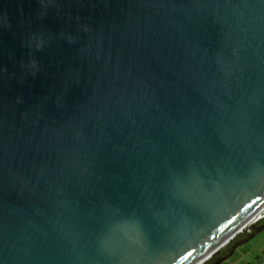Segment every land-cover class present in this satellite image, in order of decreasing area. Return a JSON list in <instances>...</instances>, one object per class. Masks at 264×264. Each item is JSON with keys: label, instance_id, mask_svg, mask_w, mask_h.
<instances>
[{"label": "water", "instance_id": "95a60500", "mask_svg": "<svg viewBox=\"0 0 264 264\" xmlns=\"http://www.w3.org/2000/svg\"><path fill=\"white\" fill-rule=\"evenodd\" d=\"M264 0H0V264H203L263 229Z\"/></svg>", "mask_w": 264, "mask_h": 264}, {"label": "rangeland", "instance_id": "374dc122", "mask_svg": "<svg viewBox=\"0 0 264 264\" xmlns=\"http://www.w3.org/2000/svg\"><path fill=\"white\" fill-rule=\"evenodd\" d=\"M262 221L264 222V217L259 219L256 225L259 224L258 226H260L263 224ZM248 232L251 233L252 230H249ZM209 261H211V259L205 261L203 264H208ZM222 264H264V225L260 232L248 242L238 246L234 254Z\"/></svg>", "mask_w": 264, "mask_h": 264}, {"label": "flooded vegetation", "instance_id": "af4514ba", "mask_svg": "<svg viewBox=\"0 0 264 264\" xmlns=\"http://www.w3.org/2000/svg\"><path fill=\"white\" fill-rule=\"evenodd\" d=\"M262 222H263V221H262ZM258 225H259V224H258ZM249 233H250V232H247V233H244V234H240V235H241L240 238H236V239L233 240L228 246L223 247L217 255H215V256H213V257L211 258V261H209L208 264H215V262H216L219 258H221V257H223V256H225V255H227V254L229 253V251L231 250L233 244H234L237 240H239V239H241V238H243V237H246Z\"/></svg>", "mask_w": 264, "mask_h": 264}, {"label": "trees", "instance_id": "16d2710c", "mask_svg": "<svg viewBox=\"0 0 264 264\" xmlns=\"http://www.w3.org/2000/svg\"><path fill=\"white\" fill-rule=\"evenodd\" d=\"M262 223H263V224H261V225H264V222H262ZM240 236H241V235H238L237 238H240Z\"/></svg>", "mask_w": 264, "mask_h": 264}]
</instances>
